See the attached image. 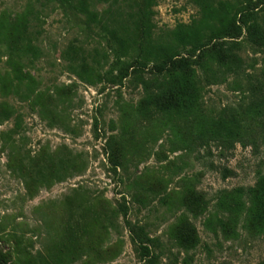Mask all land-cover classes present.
Listing matches in <instances>:
<instances>
[{"label":"rangeland","instance_id":"obj_1","mask_svg":"<svg viewBox=\"0 0 264 264\" xmlns=\"http://www.w3.org/2000/svg\"><path fill=\"white\" fill-rule=\"evenodd\" d=\"M41 2L0 0V264H264V45L245 28L264 26V0L239 23L242 70L202 54L219 77L199 74L192 111L174 102L187 90L174 68L125 58L78 75L62 50L86 36L59 10L43 21L41 55L11 50ZM199 14L194 0H160L155 20L175 28ZM225 112L245 146L208 133ZM61 162L73 167L57 172Z\"/></svg>","mask_w":264,"mask_h":264},{"label":"trees","instance_id":"obj_2","mask_svg":"<svg viewBox=\"0 0 264 264\" xmlns=\"http://www.w3.org/2000/svg\"><path fill=\"white\" fill-rule=\"evenodd\" d=\"M159 1L42 0L39 8L29 12L25 25L13 40L11 50L25 52V48L29 47L41 55V41L45 31L43 21L50 12L59 10L65 24L76 33L84 32L86 36L85 41L75 38L62 50V57L78 75L85 66L102 68L125 58L135 59L143 68L152 64L159 74L174 68L184 75L180 82L187 89L182 95L176 92L174 102L180 104L182 100L188 110L192 111L200 98L196 87L199 74L206 77V80L219 77L208 64V59L202 57L203 53L206 52L208 57L218 60L223 66L233 57L237 60L235 71L242 70L243 41L236 36L239 35L240 24L252 0H194L200 7L199 16L175 28L158 27L155 17ZM245 25L250 40L264 45V26L257 20ZM93 33L107 39V46L99 48L100 43L96 42ZM221 37L233 40L216 43L215 40ZM6 116L10 117L8 111ZM214 125V129L208 131L214 140L228 146L236 142L244 146L247 144L246 131L232 114L225 112L219 115ZM15 127L19 128L18 122ZM59 166L57 172L60 173L65 171L63 169L73 167L72 164L65 165V162ZM220 201L227 209L232 208V205L238 210L242 208L238 201L226 197ZM127 226L132 242L143 256L150 257L151 249L142 242L139 232H135V227L129 221ZM68 230L69 240L72 241L76 230L74 226Z\"/></svg>","mask_w":264,"mask_h":264}]
</instances>
